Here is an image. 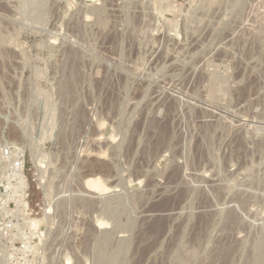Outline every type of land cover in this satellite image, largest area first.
<instances>
[{"label": "rangeland", "instance_id": "obj_1", "mask_svg": "<svg viewBox=\"0 0 264 264\" xmlns=\"http://www.w3.org/2000/svg\"><path fill=\"white\" fill-rule=\"evenodd\" d=\"M67 263L264 264V0H0V264Z\"/></svg>", "mask_w": 264, "mask_h": 264}, {"label": "bare ground", "instance_id": "obj_2", "mask_svg": "<svg viewBox=\"0 0 264 264\" xmlns=\"http://www.w3.org/2000/svg\"><path fill=\"white\" fill-rule=\"evenodd\" d=\"M103 123V122H102ZM100 128H101V130L102 131H104L105 132V124L103 123V124H100ZM103 132V133H104ZM16 162V161H15ZM15 168V167H14ZM16 168H18L17 170L19 171V173H22V167H21V163L19 164V163H17V167ZM17 171V172H18ZM18 173V176L20 175ZM18 176H17V178H18ZM20 178V180H21V182H22V185H24V186H26V181H25V177L21 174V176L19 177ZM105 182H103L102 180H101V178H96V177H92V178H87L86 179V181H85V190H86V192H89V193H98V192H104V191H107L108 190V186H106V184H104ZM22 192V191H21ZM22 194V193H21ZM22 196H23V194H22ZM20 198V197H19ZM20 201V200H19ZM21 203H22V206H24V207H28V203L25 201V199H22L21 200ZM19 206V205H18ZM23 208V207H22ZM19 210V209H18ZM23 210V209H22ZM26 211V210H25ZM25 211H23V212H25ZM101 220H103V221H100V219L98 220L99 222H97V227L99 226V228H101V227H105L106 228V226H108V221L107 220H105L104 221V219H101ZM27 222V221H26ZM68 261V260H67ZM67 264H69V263H67Z\"/></svg>", "mask_w": 264, "mask_h": 264}]
</instances>
